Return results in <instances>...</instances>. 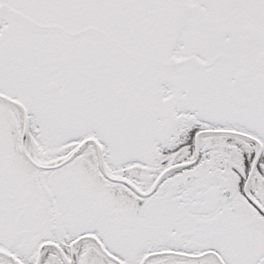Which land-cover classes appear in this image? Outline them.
I'll use <instances>...</instances> for the list:
<instances>
[{
    "label": "snow or ice",
    "instance_id": "1",
    "mask_svg": "<svg viewBox=\"0 0 264 264\" xmlns=\"http://www.w3.org/2000/svg\"><path fill=\"white\" fill-rule=\"evenodd\" d=\"M0 264H264V0H0Z\"/></svg>",
    "mask_w": 264,
    "mask_h": 264
}]
</instances>
